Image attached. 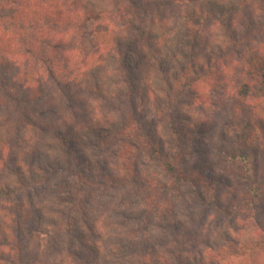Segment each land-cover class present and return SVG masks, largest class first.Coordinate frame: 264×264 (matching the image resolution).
<instances>
[{"label": "trees", "instance_id": "1", "mask_svg": "<svg viewBox=\"0 0 264 264\" xmlns=\"http://www.w3.org/2000/svg\"><path fill=\"white\" fill-rule=\"evenodd\" d=\"M127 2L111 7L110 0H0V264H19L23 253L38 260L35 264H215L220 254L234 264H264L262 242L241 231L214 232L222 239L217 251L204 231L185 230L188 235L181 236L180 229L164 247L144 248L142 240L129 245L98 222L88 229L93 239L73 241L76 230L60 207L26 197L53 169L70 174L77 162L72 152L92 146L117 149L115 173L105 176L106 186L134 184L143 154L168 173L171 191L204 182L215 206L234 204L231 214L262 203L264 0ZM240 64L254 87L245 82L247 89L217 132L219 156L205 162L206 167L220 162L224 173L180 169L186 144L209 130L185 111L186 95L196 96V87L209 76L215 84L228 81ZM149 113L173 133L174 161L145 130ZM229 173L241 177L246 188L233 187ZM80 180L92 182L86 176ZM148 183L140 186L146 210L164 215L159 198L166 187L158 180ZM36 218L51 227H40L25 253L19 233ZM66 235V242L57 243Z\"/></svg>", "mask_w": 264, "mask_h": 264}, {"label": "rangeland", "instance_id": "2", "mask_svg": "<svg viewBox=\"0 0 264 264\" xmlns=\"http://www.w3.org/2000/svg\"><path fill=\"white\" fill-rule=\"evenodd\" d=\"M110 3L111 7L128 5L127 0H110ZM240 17L242 18V12ZM236 28L238 34L243 33L242 26ZM239 66H234L228 81L215 84L212 76H209L208 80L206 79L196 87L199 92L196 96L190 94L191 98H189V94L186 95L185 106L187 105L188 109L184 108L185 111L189 112L193 119L204 121L209 126V130L198 133L195 140L186 144L189 152L179 163L180 169L187 171L199 169L209 176L224 173V166L220 162L216 164L219 166H213L214 168L206 167L205 162L211 159L216 160L219 156L220 146L214 144V142H220L221 133L217 134V132L230 115L232 104L238 102L236 99L240 97V92L247 89L248 84L245 85V82H250L249 77L242 73L241 64ZM249 87L250 90L253 89L252 82ZM249 99H252V96ZM153 113L147 114L144 119L147 122L145 130L150 131L162 143L165 155L167 154L171 161H174L172 156L177 150L174 135L166 121L156 118ZM72 153H74L72 161L77 162L71 168L70 174L53 169L48 179L32 189L26 197L36 205L49 202L60 207L71 220V228L76 230L74 238L71 237L73 241L74 239L78 241L79 237H85L86 240L93 239L88 229L98 222L101 230L107 229L108 233L117 239L126 240L129 245H133L134 241L142 240L145 244L144 248L164 247V242H171L173 236L177 235V231L182 229L181 236L188 235L185 230L190 231V234L204 231V236L211 239L216 251L219 249L216 246L222 239H218L214 232L221 234L227 232L238 236L236 233L239 231L242 232L240 236L255 235L258 238L256 240L262 242L263 247H260L262 251L264 250V198L256 209L246 208L240 215L237 210H234L235 212L231 214L228 209H234V204L223 201L215 206L216 204L207 198L209 197L208 186L204 182L200 185L192 182L183 185L178 191H171L168 173L157 162L143 154H140L137 160L136 182L120 188L110 187L106 186L105 176L115 173L113 167L117 160V149L107 150L90 146L83 152L73 151ZM82 176L92 179L89 186L80 180ZM226 176L233 187L236 186L240 191L246 188L241 177L233 173ZM149 180H158L166 187L159 198L164 199V215H156L153 210H146V199L140 191V186H147ZM199 193H204L205 198L202 199ZM219 193L221 195L224 191L220 190ZM235 198L237 196L233 199ZM204 200L207 204L203 202ZM100 214L103 218L97 220ZM40 220L36 218L19 233L22 239L20 246L25 253V246L32 243V237H37L38 231L43 227H48L47 229L51 227L48 220L42 223L43 225ZM179 224L181 226L176 227ZM67 238V235L66 238L60 237L57 243L66 242ZM199 246L203 247V244L199 243ZM24 255L23 253L17 259L19 264H35L38 261L34 262L33 259L26 258ZM213 259L217 261L215 264H234V259L230 256L223 257L220 254Z\"/></svg>", "mask_w": 264, "mask_h": 264}]
</instances>
